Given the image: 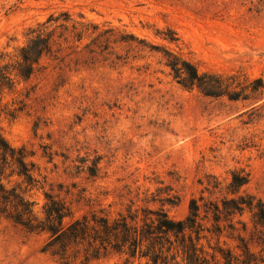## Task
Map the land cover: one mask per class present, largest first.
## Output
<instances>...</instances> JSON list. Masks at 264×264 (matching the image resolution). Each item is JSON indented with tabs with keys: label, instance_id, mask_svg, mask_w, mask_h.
<instances>
[{
	"label": "rangeland",
	"instance_id": "rangeland-1",
	"mask_svg": "<svg viewBox=\"0 0 264 264\" xmlns=\"http://www.w3.org/2000/svg\"><path fill=\"white\" fill-rule=\"evenodd\" d=\"M64 13L69 29L53 51L4 93V103L21 109L15 118L2 115V132L24 148L44 183L29 193L34 200L42 204L49 191L74 217H115L129 206L161 207L144 200L152 194L178 195L177 205H164L175 219L186 217L192 198L220 203L242 194L264 203V89L247 100L207 96L180 83L150 46L201 72L264 81V0H0V62L14 63L30 29L52 15L59 23ZM78 23L89 25L81 40ZM234 172L249 177L238 193L230 188ZM238 220L264 257L251 239L264 227L249 210ZM47 237L0 217V264H151L119 253L64 263L43 251Z\"/></svg>",
	"mask_w": 264,
	"mask_h": 264
},
{
	"label": "trees",
	"instance_id": "trees-1",
	"mask_svg": "<svg viewBox=\"0 0 264 264\" xmlns=\"http://www.w3.org/2000/svg\"><path fill=\"white\" fill-rule=\"evenodd\" d=\"M59 17L50 16L47 21L31 28V38L21 47L14 63L0 62V120L3 116L15 118L21 108L4 103V93L13 92L17 79H29L36 71L41 58L53 51L69 29L70 16L57 23ZM81 40L89 25L78 23ZM74 28L77 26L74 25ZM62 30L57 35V31ZM129 38V39H128ZM123 39L135 40L134 35ZM141 42H144L142 40ZM147 44V43H146ZM167 64L174 76L184 86H196L203 94L212 97L227 96L230 100H247L262 92L264 81L261 77L241 78L239 74L201 72L188 59L161 47ZM20 102V101H18ZM15 103V105H14ZM14 105V106H13ZM13 106V107H12ZM23 147H14L2 132L0 126V217L13 221L30 233L48 235L43 251L50 252L64 263L82 261L87 263L119 253L130 259H145L151 264H263L264 257L252 251L249 240L240 234L234 221L246 210L252 212L256 223L264 227V203L253 195H238L224 198L221 202L199 201L192 198L189 212L183 219L171 217L165 204L177 205L179 196L159 198L156 194L146 197V202H161V207L136 208L129 206L126 213L111 217L109 213L95 211L74 217L72 208L58 196L44 192V202L39 204L30 196L33 189L43 188V181L37 175V165L28 161ZM247 174L234 172L230 188L233 193L248 183ZM70 218V221H66ZM264 249V231L251 234ZM235 242L230 246L227 241ZM241 252L237 253V250Z\"/></svg>",
	"mask_w": 264,
	"mask_h": 264
}]
</instances>
